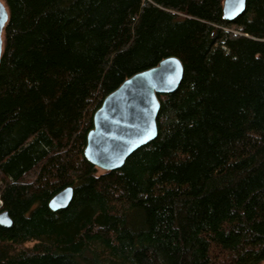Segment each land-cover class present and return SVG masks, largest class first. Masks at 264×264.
Segmentation results:
<instances>
[{
	"label": "trees",
	"instance_id": "16d2710c",
	"mask_svg": "<svg viewBox=\"0 0 264 264\" xmlns=\"http://www.w3.org/2000/svg\"><path fill=\"white\" fill-rule=\"evenodd\" d=\"M2 1L0 264H264V0ZM168 56L156 138L100 171L93 113Z\"/></svg>",
	"mask_w": 264,
	"mask_h": 264
},
{
	"label": "water",
	"instance_id": "95a60500",
	"mask_svg": "<svg viewBox=\"0 0 264 264\" xmlns=\"http://www.w3.org/2000/svg\"><path fill=\"white\" fill-rule=\"evenodd\" d=\"M246 7V0H223L222 17L234 20ZM8 10L0 0V60L4 45L3 30ZM183 77V65L176 56L161 59L156 65L125 78L108 93L93 113V126L87 132L84 157L97 168L109 171L120 168L136 149L156 138V118L160 103L157 94L175 91ZM73 196L66 186L48 202L51 210L64 209ZM11 218L0 211V225L8 227Z\"/></svg>",
	"mask_w": 264,
	"mask_h": 264
},
{
	"label": "rangeland",
	"instance_id": "374dc122",
	"mask_svg": "<svg viewBox=\"0 0 264 264\" xmlns=\"http://www.w3.org/2000/svg\"><path fill=\"white\" fill-rule=\"evenodd\" d=\"M100 171H102V170L100 169ZM1 205H2V202L0 203V208H1Z\"/></svg>",
	"mask_w": 264,
	"mask_h": 264
},
{
	"label": "built area",
	"instance_id": "2783aa9c",
	"mask_svg": "<svg viewBox=\"0 0 264 264\" xmlns=\"http://www.w3.org/2000/svg\"><path fill=\"white\" fill-rule=\"evenodd\" d=\"M2 201H1V199H0V203H1Z\"/></svg>",
	"mask_w": 264,
	"mask_h": 264
},
{
	"label": "snow or ice",
	"instance_id": "6c2138e0",
	"mask_svg": "<svg viewBox=\"0 0 264 264\" xmlns=\"http://www.w3.org/2000/svg\"><path fill=\"white\" fill-rule=\"evenodd\" d=\"M243 2V0H241V3Z\"/></svg>",
	"mask_w": 264,
	"mask_h": 264
}]
</instances>
